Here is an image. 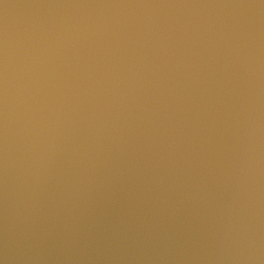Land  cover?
I'll return each mask as SVG.
<instances>
[{"label":"clouds","instance_id":"1","mask_svg":"<svg viewBox=\"0 0 264 264\" xmlns=\"http://www.w3.org/2000/svg\"><path fill=\"white\" fill-rule=\"evenodd\" d=\"M0 5V264H264V0Z\"/></svg>","mask_w":264,"mask_h":264},{"label":"water","instance_id":"2","mask_svg":"<svg viewBox=\"0 0 264 264\" xmlns=\"http://www.w3.org/2000/svg\"><path fill=\"white\" fill-rule=\"evenodd\" d=\"M5 2L10 4V5H16V4L29 3V2H32V0H5ZM4 11L5 10L3 9V6L0 5V20H2V18H3ZM21 11H22V9L10 7L7 10L9 21L11 22L14 19H16Z\"/></svg>","mask_w":264,"mask_h":264}]
</instances>
